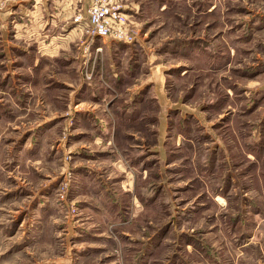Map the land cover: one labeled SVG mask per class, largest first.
Returning a JSON list of instances; mask_svg holds the SVG:
<instances>
[{
	"label": "rangeland",
	"instance_id": "rangeland-1",
	"mask_svg": "<svg viewBox=\"0 0 264 264\" xmlns=\"http://www.w3.org/2000/svg\"><path fill=\"white\" fill-rule=\"evenodd\" d=\"M110 1L0 42V264H264V0Z\"/></svg>",
	"mask_w": 264,
	"mask_h": 264
},
{
	"label": "crops",
	"instance_id": "crops-1",
	"mask_svg": "<svg viewBox=\"0 0 264 264\" xmlns=\"http://www.w3.org/2000/svg\"><path fill=\"white\" fill-rule=\"evenodd\" d=\"M4 3V7L0 9V21L1 26H3L2 32L0 33V42L4 45V49L9 45H13V40L9 37L7 32V27L14 28L15 26H19L20 30L16 37H24V38H35L39 39V37H43V28L48 24L53 26L60 25L61 28L63 25L65 18H71L76 13L77 4L74 0L66 1L64 4V0H52L50 3L49 0H33L32 3H27L23 0H0ZM82 1V2H81ZM78 6L86 9L88 5L92 2V0H80L77 3ZM70 3V6L69 4ZM68 4V5H67ZM7 18H12L11 20L6 21ZM14 18V19H13ZM16 18H23L21 21H18ZM68 24V22L66 23ZM72 24V23H70ZM78 30V33H82L81 26L77 25L74 27ZM74 30V29H73ZM45 35L44 37H46ZM68 37V35H67ZM59 34L54 36L49 44V49L53 48L50 44L52 42H56L57 44H63L67 41L68 48L72 47V40H67L69 38H63L60 41ZM33 41V40H32ZM70 46V47H69Z\"/></svg>",
	"mask_w": 264,
	"mask_h": 264
},
{
	"label": "built area",
	"instance_id": "built-area-1",
	"mask_svg": "<svg viewBox=\"0 0 264 264\" xmlns=\"http://www.w3.org/2000/svg\"><path fill=\"white\" fill-rule=\"evenodd\" d=\"M120 12L110 0H92L86 10L73 17V22L81 26L82 35L92 42L96 39H124L121 27H117Z\"/></svg>",
	"mask_w": 264,
	"mask_h": 264
}]
</instances>
